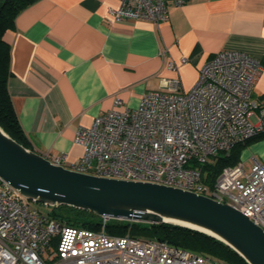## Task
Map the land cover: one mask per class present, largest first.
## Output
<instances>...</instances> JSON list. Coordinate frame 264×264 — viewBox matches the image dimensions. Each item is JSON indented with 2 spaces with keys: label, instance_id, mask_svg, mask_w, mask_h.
Masks as SVG:
<instances>
[{
  "label": "built area",
  "instance_id": "2783aa9c",
  "mask_svg": "<svg viewBox=\"0 0 264 264\" xmlns=\"http://www.w3.org/2000/svg\"><path fill=\"white\" fill-rule=\"evenodd\" d=\"M186 2L117 0L118 6L109 9L110 22L159 23L167 17V5ZM168 69L177 66L171 61ZM263 71L259 60L226 50L203 65L187 92L178 79H170L143 95L136 108L116 99L90 127L75 131L73 143L82 155L67 168L204 195L233 207L264 231V162L251 157L248 171L241 162L223 168L213 188L202 181V166L211 158L264 136V105L251 98ZM47 159L64 166V155ZM109 220L100 217L97 229L60 223L30 207L0 179V264H222L156 239L110 235L105 229Z\"/></svg>",
  "mask_w": 264,
  "mask_h": 264
},
{
  "label": "crops",
  "instance_id": "0c3cea01",
  "mask_svg": "<svg viewBox=\"0 0 264 264\" xmlns=\"http://www.w3.org/2000/svg\"><path fill=\"white\" fill-rule=\"evenodd\" d=\"M117 6V0H37L4 34L7 90L28 147L45 157L64 155L65 167L82 155L75 131L90 127L116 99L136 108L170 79L187 92L221 51L264 56V0H187L167 5L159 23H112L109 9ZM251 98L264 105V71ZM252 143L264 162V139Z\"/></svg>",
  "mask_w": 264,
  "mask_h": 264
},
{
  "label": "water",
  "instance_id": "95a60500",
  "mask_svg": "<svg viewBox=\"0 0 264 264\" xmlns=\"http://www.w3.org/2000/svg\"><path fill=\"white\" fill-rule=\"evenodd\" d=\"M0 179L30 202L183 227L223 243L247 264H264V231L233 207L171 186L97 177L53 165L1 127Z\"/></svg>",
  "mask_w": 264,
  "mask_h": 264
},
{
  "label": "trees",
  "instance_id": "16d2710c",
  "mask_svg": "<svg viewBox=\"0 0 264 264\" xmlns=\"http://www.w3.org/2000/svg\"><path fill=\"white\" fill-rule=\"evenodd\" d=\"M36 1L0 0V127L12 139L28 149L26 138L20 128L7 90V79L10 74V46L4 41V34L13 28L16 16ZM259 62L264 67V56ZM259 139H264V136L259 135L249 139L244 144L235 146L228 154H218L214 158H211L210 161L202 166L203 183L213 188L215 179L221 170L240 162V150ZM52 208L63 212L61 214H56L55 212L49 214L60 223L90 229H97L100 223V219L97 221L90 220L92 217L97 216L88 211H82L68 206ZM85 218L89 220H85ZM105 229L108 234L115 236L128 235L137 238L156 239L193 253L207 255L211 259L221 263L247 264L237 253L216 239L175 225L148 224L110 219Z\"/></svg>",
  "mask_w": 264,
  "mask_h": 264
},
{
  "label": "rangeland",
  "instance_id": "374dc122",
  "mask_svg": "<svg viewBox=\"0 0 264 264\" xmlns=\"http://www.w3.org/2000/svg\"><path fill=\"white\" fill-rule=\"evenodd\" d=\"M250 146H251V144L250 145H247L246 147H243L240 150V156H239L240 162L244 164V169L246 171H248L249 168H250V166H251V162L249 161V158L252 155H254L257 158V160H259L258 158H260L259 153H257L256 151L251 150L250 149ZM29 204H30V207L38 210L39 212H41L43 214H52L53 212H55L56 214L63 213L61 210H55L52 207L45 206V205H41V204H37V203H34V202H30L29 201ZM98 219H100L99 216L92 217L90 220L97 221ZM85 220H89V219L85 218ZM222 264H225V263L223 262Z\"/></svg>",
  "mask_w": 264,
  "mask_h": 264
}]
</instances>
